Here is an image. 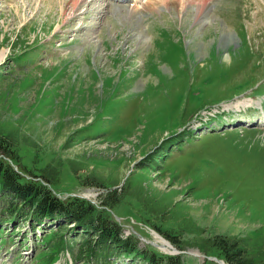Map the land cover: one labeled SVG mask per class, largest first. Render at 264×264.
Wrapping results in <instances>:
<instances>
[{"label": "rangeland", "instance_id": "1", "mask_svg": "<svg viewBox=\"0 0 264 264\" xmlns=\"http://www.w3.org/2000/svg\"><path fill=\"white\" fill-rule=\"evenodd\" d=\"M90 1L0 0V155L62 200L117 199L141 256L176 255L158 226L181 264H220L203 240L264 236V0ZM143 261L0 215V264Z\"/></svg>", "mask_w": 264, "mask_h": 264}, {"label": "trees", "instance_id": "2", "mask_svg": "<svg viewBox=\"0 0 264 264\" xmlns=\"http://www.w3.org/2000/svg\"><path fill=\"white\" fill-rule=\"evenodd\" d=\"M0 143L5 146L10 143L2 133ZM3 150L0 154L7 155L5 149ZM117 201L113 199L107 202L103 199L100 203L105 208H111ZM105 208L97 207L79 197L71 196L66 200L58 198L45 184L22 177L11 163L0 155V215L4 221L21 217L27 222H54L58 228L73 224L90 236V239H94L95 244L119 255L130 258L138 256L146 264H181L179 255H161L148 245L146 251L151 255L141 256L138 238L133 234L122 237L121 226L111 218ZM154 228L179 249H183L181 245H177L176 235H171L158 226ZM263 244L264 236L261 234L244 237L216 235L203 240L199 249L205 255L215 256L226 264H264V256L261 257L258 252ZM143 262L141 264H144ZM209 263L213 264L208 261L204 264Z\"/></svg>", "mask_w": 264, "mask_h": 264}, {"label": "bare ground", "instance_id": "3", "mask_svg": "<svg viewBox=\"0 0 264 264\" xmlns=\"http://www.w3.org/2000/svg\"><path fill=\"white\" fill-rule=\"evenodd\" d=\"M93 0H91L90 2H92ZM116 1H118V0H116ZM204 6V5H203ZM198 7H201V6H198ZM143 37V36H142ZM141 39V38H140ZM142 42H144V41H142ZM148 45V44H147ZM146 45V46H147ZM160 242H162V244H164L165 246H167V247H171V245L170 244H167L161 237H159V236H155ZM165 239V238H164ZM167 240V239H166ZM172 248V247H171Z\"/></svg>", "mask_w": 264, "mask_h": 264}, {"label": "water", "instance_id": "4", "mask_svg": "<svg viewBox=\"0 0 264 264\" xmlns=\"http://www.w3.org/2000/svg\"><path fill=\"white\" fill-rule=\"evenodd\" d=\"M217 261H218L220 264H223V261H222V260H218V259H217Z\"/></svg>", "mask_w": 264, "mask_h": 264}]
</instances>
